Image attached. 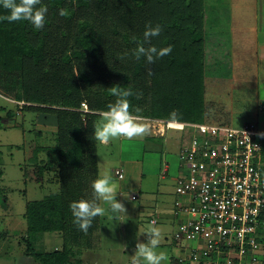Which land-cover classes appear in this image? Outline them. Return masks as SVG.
<instances>
[{"label": "trees", "instance_id": "16d2710c", "mask_svg": "<svg viewBox=\"0 0 264 264\" xmlns=\"http://www.w3.org/2000/svg\"><path fill=\"white\" fill-rule=\"evenodd\" d=\"M42 4L48 8L43 29L37 30L24 21H4L1 25L10 28L11 42L20 44L21 94L27 102L23 105L53 113L57 121L54 144L31 143L26 158L28 167H22L24 180L31 177L34 182H42L43 171L54 164L58 183L57 190L26 202L23 214L26 236L21 237L25 241L24 254L38 258L42 264H65L68 254L79 251L80 244L83 240L88 242L87 238L100 223V217L95 218L84 234L74 223L69 205L93 198L91 185L98 178L96 119L117 99L109 88L119 85L142 93L139 99L135 95L129 98L133 115H139L135 112L137 107L152 102L160 107L165 105L167 110L166 105L175 100L174 75L182 70L193 74L198 63L204 67L203 1L42 0ZM62 8L69 11L68 17L59 15ZM6 14L3 10V15ZM157 23L163 32L151 43L157 48L171 46L172 52L155 64L146 65L145 59L136 60L132 51L144 44L146 25L154 27ZM125 53L128 56L121 60ZM17 94L15 97H20ZM192 96L187 95L190 99ZM209 99L204 95V108L202 105L199 116L209 120L200 122L223 124L213 121L218 116L213 115ZM81 102L93 112L80 111ZM5 113L3 122L8 123L11 114L6 110ZM141 116L173 121L155 113ZM40 151H45V160L38 159ZM42 232L59 233L61 248L35 250L32 241Z\"/></svg>", "mask_w": 264, "mask_h": 264}, {"label": "rangeland", "instance_id": "374dc122", "mask_svg": "<svg viewBox=\"0 0 264 264\" xmlns=\"http://www.w3.org/2000/svg\"><path fill=\"white\" fill-rule=\"evenodd\" d=\"M202 1L204 67L198 63L193 74L182 70V73L174 75V90L171 89L175 100L166 105L169 107L167 110L165 105L160 107L154 102L137 107L135 112L139 115L134 116H140L136 117L140 122L146 123L145 116H141L145 114L155 113L170 118L173 110L180 113L179 119L209 120L199 117L204 95L210 98L213 115L218 116L213 119L215 122L239 126L259 120L264 103L257 98L258 84L261 94L264 85L262 69L258 70L260 61L257 55L260 53L257 52V40L259 42L260 38L256 28L264 12V0ZM0 15H3L2 7ZM18 50H21L20 44L11 42L10 28L0 22V264H42L38 258L24 254L25 241L21 237L26 236V219L23 214L28 200L39 199L57 190L56 165L43 171L42 182H34L30 176L24 180L22 167H28L26 158L31 143L42 146L54 144L55 124L50 116L52 113L28 109L24 106L27 102H17L16 98H26L21 94ZM189 93H192V99L187 97ZM16 94L20 97H15ZM2 107L11 114L8 119L10 125L3 122L6 113ZM38 113L48 116L40 120ZM102 113L96 124L101 121ZM191 134L192 129L186 126L183 130L168 129L164 137L121 138L107 145L97 142V177L106 169L122 168L125 179H113L122 186V194L118 193L116 199L125 205L127 211L119 214L117 219L100 217L99 225L87 238L88 242L83 240L79 251L69 253L65 264H130L136 243L146 242L144 233L153 225L162 229L164 239L158 251L168 254L166 264H170L178 248L171 236L179 219L162 213L157 223L151 224L148 221L153 215L150 206L155 201L160 206L162 201L158 194L153 193L157 187L169 194V200L174 198V182L170 176H176L178 170L179 157L175 154L181 143V147L186 145ZM261 145V159L264 161L263 142ZM45 157V151L38 153V159L45 160ZM164 158L170 166L167 177L160 178L158 175L164 167ZM261 171L263 173L264 167ZM134 189L140 191L138 201L128 199ZM32 245L39 251L60 249L61 235L57 232L39 233ZM261 261L264 264V255Z\"/></svg>", "mask_w": 264, "mask_h": 264}, {"label": "built area", "instance_id": "2783aa9c", "mask_svg": "<svg viewBox=\"0 0 264 264\" xmlns=\"http://www.w3.org/2000/svg\"><path fill=\"white\" fill-rule=\"evenodd\" d=\"M78 109L93 112L85 102ZM153 134L192 129L180 148L174 176L172 232L177 245L170 264H261L264 255V133L254 121L239 126L206 122L171 123L148 118ZM176 125V126H173ZM166 169L162 170V174ZM121 178L123 171L114 169ZM138 193H131L136 200ZM150 217L149 222H155Z\"/></svg>", "mask_w": 264, "mask_h": 264}, {"label": "clouds", "instance_id": "9594fccd", "mask_svg": "<svg viewBox=\"0 0 264 264\" xmlns=\"http://www.w3.org/2000/svg\"><path fill=\"white\" fill-rule=\"evenodd\" d=\"M0 7L7 12L6 15H0V22L24 21L37 30H41L45 26L48 8L42 4V0H0ZM59 15L68 17L70 13L67 9L62 8L59 10ZM162 32L163 27L158 23L154 27L146 25L143 33L144 44L135 48L132 51V56L136 60L143 57L146 65H152L157 60L169 55L172 52L171 46L157 48L151 43L153 38L159 37ZM127 56L128 54L125 53L120 59L124 60ZM152 74V71L149 70V75ZM109 89L111 95L117 99L107 106V110L102 113L101 121L96 124L95 140L107 145L116 139L132 140L150 135L149 125L140 122L130 110L132 105L129 98L135 95L139 99L142 93H134L131 88L123 89L119 85H113ZM179 117L180 113L176 110L170 113V119L173 121L178 122ZM257 136L264 138V133H257ZM91 187L93 191L91 200L81 199L69 205L74 223L84 234H87L95 218L107 216L109 219H117L119 214H126L127 211L125 205L116 199L119 192L118 184L114 181L110 170L106 169L100 173ZM104 205L108 207L106 208ZM144 234H146V242L138 241L136 243L130 264H166L169 259L168 254L165 251H158L164 239L162 229L153 225Z\"/></svg>", "mask_w": 264, "mask_h": 264}, {"label": "crops", "instance_id": "0c3cea01", "mask_svg": "<svg viewBox=\"0 0 264 264\" xmlns=\"http://www.w3.org/2000/svg\"><path fill=\"white\" fill-rule=\"evenodd\" d=\"M256 30H257V34L259 35V38H260V40H259V42H258V40H257V52L258 53H260L259 55H257V59H258V61H260V62H258V70L261 68L262 69V83H263V85H264V12H263V14H262V16H260V20H259V25H257V28H256ZM260 69V70H261ZM258 93H259V95H258V100L259 101H261V103L263 104L264 103V87H263V91H262V94L260 93V88H259V84H258ZM13 100H15L16 101V99H13ZM17 102L18 103H22V102H25V101H23V100H17ZM26 103V102H25ZM263 106V111L259 114V120H257V122H256V124L257 125H259L258 127L264 132V105H262ZM4 111H5V109H3ZM38 112H40V111H38ZM47 114H45V113H38V119H39V117H41L40 118V120H45L46 118H47ZM50 116H51V119L53 120V124H55V131H56V116H55V114H50ZM135 117H140V116H135ZM38 119H37V122H38ZM50 122V121H49ZM174 130H177V129H174ZM166 132H167V130H166ZM166 132L163 134V135H160V134H153L152 132H151V136H154V137H164L165 135H166ZM55 133V132H54ZM147 136H149V135H147ZM147 136H145L144 138H147ZM179 138H181L180 136H179ZM183 141V140H182ZM97 142L98 141H96V145H97ZM262 142H263V146H264V138H262ZM182 144L183 143H181L180 144V146L178 147V151L176 152V154H175V156H178L179 155V151H180V147L182 146ZM96 153H97V147H96ZM262 157H264V155H263V150H262ZM96 161H97V165H98V158H97V154H96ZM164 163V167L162 168V170L163 169H166V172L165 173H163L162 174V170H161V173L159 172V177L160 178H166L167 176H166V173H167V171H168V168H169V164L166 162V160H165V158L164 159H162V164ZM117 168H120V169H122L120 166L118 167H115V168H113V169H117ZM113 169H111V174H112V176H113V178H118L119 180H123V179H125V175L123 174L122 175V177L121 178H119V177H117V175H115V173H114V170ZM130 172V174H131V171H129ZM131 176L129 175L128 176V182H130L131 180L129 179ZM263 177H264V171H263ZM170 179L171 180H173V182H175L174 181V176H170ZM118 187H119V194L121 195L122 194V191H121V189H122V186L120 185H118ZM135 190V189H134ZM132 191L131 193H138V198L135 200V201H138V199H139V196H140V191L139 190H135V191ZM131 193L128 195L129 197H128V199H130V195H131ZM153 193H155L156 195L158 194L161 198L160 199H162V201H161V203H160V206H158L157 205V201H155V202H153V204L150 206V207H152V210H153V215L151 216V217H156L155 219H156V221L155 222H149V223H151V224H155V223H157V220H158V217L162 214V213H168V215H170V217H172L173 215L171 214V212H170V209H171V207H172V204H173V200L175 199V195H174V198L172 199V200H169V198H168V196H169V194H167L164 190H161V189H159L158 187L155 189V190H153ZM174 194H175V192H174ZM131 200V199H130ZM131 201H133V200H131ZM106 208L108 207L107 205H104ZM171 221H172V219H170ZM169 220V221H170ZM149 221V220H148ZM264 263V262H263Z\"/></svg>", "mask_w": 264, "mask_h": 264}, {"label": "bare ground", "instance_id": "6f19581e", "mask_svg": "<svg viewBox=\"0 0 264 264\" xmlns=\"http://www.w3.org/2000/svg\"><path fill=\"white\" fill-rule=\"evenodd\" d=\"M169 122H171V123H179V122H177V121H169Z\"/></svg>", "mask_w": 264, "mask_h": 264}]
</instances>
